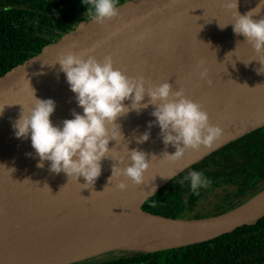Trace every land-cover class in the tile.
Instances as JSON below:
<instances>
[{"label":"water","instance_id":"water-1","mask_svg":"<svg viewBox=\"0 0 264 264\" xmlns=\"http://www.w3.org/2000/svg\"><path fill=\"white\" fill-rule=\"evenodd\" d=\"M258 3L238 0L237 10L243 14ZM118 7L117 17L104 24L90 17L81 20L0 76V164L4 165H0V255L4 254L0 264H77L113 251L139 254L179 248L218 238L264 217V189L237 207L206 218H173L142 209L145 201L186 169L264 127V72L256 71L258 60L245 65L259 57L244 37L234 34L231 24L222 29L218 26V22L232 21L224 0H125ZM260 16H264V7L253 18ZM67 52L92 54L98 60L111 56L114 66L129 76H143L151 83L168 80L173 90L182 88L186 96L201 104L210 123L222 129V135L211 146L187 149L180 159L166 160L162 153L175 149L171 145L165 148L158 126L150 129L148 141L138 144L134 139L145 131L148 121L154 120L150 115L153 106L149 105L139 114L130 111L118 117L125 141L109 142L116 157L125 155L127 142L129 149L157 155L141 184L126 180L127 188L120 190L117 178L109 181L111 165L116 161L107 158L101 162V174L92 186L84 185L83 177L76 180L63 172H51L47 161L37 167L30 138H16L12 122L21 108L33 103L32 89L36 97L55 101L50 117L53 124L72 118L73 110L82 112L64 73L59 71V63L51 65ZM198 63L208 70L210 83L199 77ZM137 193H142L138 217L105 227L103 219L107 220L111 212L108 208L121 197ZM94 219L96 225L92 224ZM45 228L53 230L52 240L83 242V249L57 255L50 262L33 263L29 247L19 246L18 238Z\"/></svg>","mask_w":264,"mask_h":264},{"label":"clouds","instance_id":"clouds-1","mask_svg":"<svg viewBox=\"0 0 264 264\" xmlns=\"http://www.w3.org/2000/svg\"><path fill=\"white\" fill-rule=\"evenodd\" d=\"M81 3L86 6L90 19L97 24H104L119 15L118 0H81ZM224 4L234 9L232 21L227 24L218 22V26L222 29L231 24L233 33L243 36L259 57L244 62L245 65L258 60L260 67L256 71L264 72V16L253 18L264 7V0H259L255 8L243 14L237 10L238 0H224ZM56 63H59V71L64 73L82 112L73 110L72 118L53 124L50 117L55 110V101L36 97L32 89L33 103L27 109L21 108L12 128L16 138H30L31 147L38 157L37 167H43L47 161L51 172H63L76 180L83 177L84 185L92 186L101 174V162L107 158L116 161L111 165L109 181L117 178L116 186L120 190L127 188L126 180L141 184L150 161L157 155L137 148L129 149L126 141L125 155L116 157L109 142L125 141L118 117L130 111L139 114L149 105L153 106L150 115L154 120L148 121L145 131L134 139L138 144L148 141L150 129L158 126V135L165 148L171 145L175 149L172 153L166 150L162 153L166 160L180 159L187 149L211 146L222 135V129L210 123L209 115L201 104L186 96L182 88L173 90L168 80L151 83L146 82L143 76H129L114 66L111 56L98 60L92 54L85 56L67 52L51 65ZM197 69L199 77L210 83L208 70L201 63L197 64ZM2 111L0 109V114ZM184 181L189 182L194 194L212 183L196 170L188 172L180 183Z\"/></svg>","mask_w":264,"mask_h":264},{"label":"trees","instance_id":"trees-1","mask_svg":"<svg viewBox=\"0 0 264 264\" xmlns=\"http://www.w3.org/2000/svg\"><path fill=\"white\" fill-rule=\"evenodd\" d=\"M125 0H118V4ZM81 0H0V76L89 18ZM200 171L212 183L198 194L180 181ZM264 189V127L216 150L170 180L142 205L173 218H206L227 212ZM93 264H264V217L222 236L179 248Z\"/></svg>","mask_w":264,"mask_h":264},{"label":"bare ground","instance_id":"bare-ground-1","mask_svg":"<svg viewBox=\"0 0 264 264\" xmlns=\"http://www.w3.org/2000/svg\"><path fill=\"white\" fill-rule=\"evenodd\" d=\"M141 197L142 193L128 194L121 197L119 201L114 202L112 206L108 208L111 209L109 218H107V220L103 219L104 226L125 224L128 223L127 221L133 216L136 215V217H138ZM96 215L97 214L90 217V219L94 218ZM99 222H101V220ZM103 223L101 222L100 225H103ZM92 224L96 225L95 219L92 221ZM42 236H44L45 239L41 238ZM53 236L54 233L51 228L30 230L24 237L18 238V245L29 247V257L33 263L50 262L56 260L57 255L61 257L83 249L82 241L81 244H77L71 243V241H67L64 238H55L52 240ZM60 250H64V252H60ZM3 257L4 254L2 253L0 259ZM26 263L27 262H22L20 264Z\"/></svg>","mask_w":264,"mask_h":264},{"label":"rangeland","instance_id":"rangeland-1","mask_svg":"<svg viewBox=\"0 0 264 264\" xmlns=\"http://www.w3.org/2000/svg\"><path fill=\"white\" fill-rule=\"evenodd\" d=\"M127 252L128 251H113V252L105 253V254L96 256L94 258L82 261V262L77 263V264H93V263H97V262H103L106 260L126 256ZM131 253H133V252H131Z\"/></svg>","mask_w":264,"mask_h":264},{"label":"snow or ice","instance_id":"snow-or-ice-1","mask_svg":"<svg viewBox=\"0 0 264 264\" xmlns=\"http://www.w3.org/2000/svg\"><path fill=\"white\" fill-rule=\"evenodd\" d=\"M227 9H228L229 11H231V14H233L234 11H232V9H229V8H227ZM144 78H145V77H144Z\"/></svg>","mask_w":264,"mask_h":264}]
</instances>
